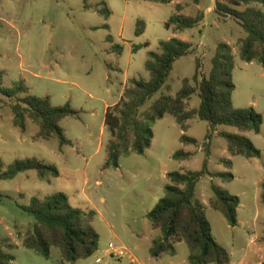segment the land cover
Here are the masks:
<instances>
[{
    "label": "rangeland",
    "instance_id": "1",
    "mask_svg": "<svg viewBox=\"0 0 264 264\" xmlns=\"http://www.w3.org/2000/svg\"><path fill=\"white\" fill-rule=\"evenodd\" d=\"M214 4L215 0H172L168 4L144 0H0L4 86L12 88L24 82L29 94L49 97L53 106L69 105L77 112L61 122L72 144L60 147L55 138L36 140L39 127L30 119L25 132L16 128L11 102L0 95V163L7 169L16 160L37 158L61 174L51 182L41 181L35 171L0 181V247L14 256L11 264L61 263L55 248L47 260L23 245L35 219L21 207L29 206L34 197L42 199L54 193L65 194L73 208L96 212L93 226L100 236L98 251L75 264H151L149 258L154 257L150 251L160 231L152 227L147 215L164 197L161 187L165 171H199L208 151L209 172L234 175L229 183L206 175L197 186L196 199L206 206L212 236L230 253V264L264 263V66L241 60L240 42L247 34L234 19L211 11L202 23L204 39L198 29L186 32L194 47L192 53L176 62L166 86L141 111L161 95L175 97L182 81L193 78L197 60L200 78L208 76L217 45L229 43L235 61L233 106L259 113L263 117L261 132L243 133L222 126L216 134L207 122L194 119L186 136L197 144H185L184 131L174 117L166 116L153 125V144L145 154L120 157L118 169L106 167L107 147L113 140L105 126L106 106L121 105L130 80H149L146 61L150 53L161 52L162 42L174 36L165 27L171 17L197 16L203 13L198 7L209 12L210 8L215 10ZM177 5L182 9L176 12ZM252 7L264 12L257 4ZM139 21L145 29L143 35L136 36ZM200 103V98L193 96L188 109L198 108ZM220 132L247 137L262 157H231L227 141L218 137ZM182 150L193 157L174 159L173 155ZM222 159L232 160L233 168L226 169L220 164ZM212 184L241 199L237 227L230 226L222 213L210 207ZM111 243L128 249L130 255L112 257L108 254ZM174 244L176 254L154 258V264H190L187 244L176 240ZM9 245L14 248L9 249ZM133 257L139 263H132ZM98 259L102 261L98 263Z\"/></svg>",
    "mask_w": 264,
    "mask_h": 264
},
{
    "label": "trees",
    "instance_id": "2",
    "mask_svg": "<svg viewBox=\"0 0 264 264\" xmlns=\"http://www.w3.org/2000/svg\"><path fill=\"white\" fill-rule=\"evenodd\" d=\"M151 3L168 4L172 0H144ZM257 4L264 8V0H215V13L221 17L234 19L246 32L247 37L240 42L239 55L246 63L257 62L264 66V12L252 7ZM245 6L244 10L238 9ZM182 6L177 5L176 12ZM109 16L110 12L106 11ZM204 13L197 16L175 14L165 24L166 29L174 33H182L196 29L204 20ZM145 24L137 23L136 36L144 33ZM148 46V45H145ZM138 48H134L137 51ZM193 45L178 38L161 43L160 53H150L145 69L149 80L132 79L123 92L120 106L109 108L105 116V126L113 140L108 144V161L106 167L118 169L122 156L131 153L143 155L151 147L154 140L153 125L166 116L175 118L181 129L188 130V122L194 119L207 122L211 131L219 127H234L243 133L259 134L263 125V117L254 109H235L233 94L236 86L233 81L235 61L232 47L227 43H219L212 61V69L208 76L200 78L199 61L192 79L185 78L182 87L175 97L161 95L150 107L141 108L159 93L167 84L174 65L182 58L189 56ZM4 73L0 72V95L11 102L13 124L25 132L30 119L39 127L36 140L57 139L60 147L71 145L61 127V122L76 115L69 105L55 107L49 97H36L29 94V88L20 82L12 88L4 86ZM193 96L201 100L200 106L188 109ZM227 141V150L231 157L243 156L247 159H260L262 153L252 141L245 136L228 132L218 133ZM211 140V133L207 135ZM185 144H197V141L183 136ZM206 160L199 171L170 172L167 174L168 184L164 189V197L147 215L152 227L160 231V236L153 241L151 256L159 258L164 254H176L174 240L184 241L190 251V264H230L231 255L212 236V227L207 219L206 206L196 199V189L200 180L210 175L212 179H220L229 183L234 179L230 172L212 173L208 171ZM190 152L179 151L174 154L176 160H189ZM227 169L233 168L230 159L220 160ZM35 171L41 181L51 182L60 177V171L53 165L37 158L16 160L7 169L0 163V181H11L19 175ZM264 190V182L262 184ZM213 196L210 207L222 213L228 224L237 227V209L241 205L238 196L230 195L218 185L212 184ZM264 201V192L262 195ZM21 209L34 217L32 229L25 235L23 245L39 256L50 259L53 248L59 250L60 264H75L91 258L99 248L100 236L94 229L95 211L73 208L63 193H54L42 199L34 197L29 206ZM14 248L9 245V249ZM14 256L4 252L0 247V264H11ZM264 264V263H263Z\"/></svg>",
    "mask_w": 264,
    "mask_h": 264
},
{
    "label": "crops",
    "instance_id": "3",
    "mask_svg": "<svg viewBox=\"0 0 264 264\" xmlns=\"http://www.w3.org/2000/svg\"><path fill=\"white\" fill-rule=\"evenodd\" d=\"M214 6H215V4H214ZM198 10H200V11H202L203 13H204V15H205V17H204V20L207 18V15H208V13H211V11H214V10H212V8H210L209 9V12L208 11H204V10H202L201 9V7H198ZM184 15V14H183ZM203 20V21H204ZM203 21L200 23V25L196 28V29H198V31L201 33V30H203ZM193 30H195V29H193ZM193 30H188V31H185V32H182V33H174L173 32V30H171L172 32H173V34H174V36L172 37V38H178V39H181V40H183V41H186V42H189V43H191L192 44V41H190L189 39H187L185 36H188L189 34H187L186 32H189V31H193ZM201 37H202V39H204L205 38V35H204V33L202 32L201 34ZM171 38V39H172ZM227 44H229V43H227ZM193 45V44H192ZM230 45V44H229ZM194 48V47H193ZM251 64H253V63H251ZM110 107H109V105H107L106 106V111H105V113H107V111H108V109H109ZM106 116V115H105ZM28 122H29V120L27 121V125H28ZM188 126H189V128H188V130L191 128V122L189 121L188 122ZM218 129H220V127L218 128ZM217 129V130H218ZM216 130V131H217ZM214 132V133H216L217 134V132ZM185 133V135L187 134V132H184ZM152 144H153V142H152ZM200 151H201V148H200ZM174 156V155H173ZM227 169V168H226ZM219 172V171H218ZM221 172V171H220ZM169 172H167V171H165V173H164V177H163V180H164V185L161 187L162 188V190H164L165 189V187H166V185L168 184V179H167V174H168ZM205 205V204H204ZM149 261H150V263L151 264H154V258H149ZM131 262L132 263H139V260H138V258H135V257H133L132 258V260H131ZM141 264V263H140Z\"/></svg>",
    "mask_w": 264,
    "mask_h": 264
},
{
    "label": "built area",
    "instance_id": "4",
    "mask_svg": "<svg viewBox=\"0 0 264 264\" xmlns=\"http://www.w3.org/2000/svg\"><path fill=\"white\" fill-rule=\"evenodd\" d=\"M108 254L115 258H124L127 255H130L128 249L123 246L116 245L114 243L109 244ZM102 260L98 259L97 262L100 263Z\"/></svg>",
    "mask_w": 264,
    "mask_h": 264
}]
</instances>
